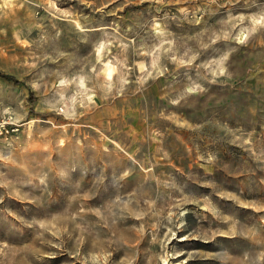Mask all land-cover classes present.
Masks as SVG:
<instances>
[{
    "label": "rangeland",
    "instance_id": "obj_1",
    "mask_svg": "<svg viewBox=\"0 0 264 264\" xmlns=\"http://www.w3.org/2000/svg\"><path fill=\"white\" fill-rule=\"evenodd\" d=\"M2 107L0 264H264V0H0Z\"/></svg>",
    "mask_w": 264,
    "mask_h": 264
},
{
    "label": "built area",
    "instance_id": "obj_2",
    "mask_svg": "<svg viewBox=\"0 0 264 264\" xmlns=\"http://www.w3.org/2000/svg\"><path fill=\"white\" fill-rule=\"evenodd\" d=\"M13 116L8 107L0 108V135L8 137L17 130L16 123L12 120Z\"/></svg>",
    "mask_w": 264,
    "mask_h": 264
},
{
    "label": "bare ground",
    "instance_id": "obj_3",
    "mask_svg": "<svg viewBox=\"0 0 264 264\" xmlns=\"http://www.w3.org/2000/svg\"><path fill=\"white\" fill-rule=\"evenodd\" d=\"M163 260H164V262H165V261H166V258H164Z\"/></svg>",
    "mask_w": 264,
    "mask_h": 264
}]
</instances>
